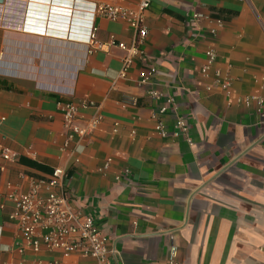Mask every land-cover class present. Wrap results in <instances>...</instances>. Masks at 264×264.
<instances>
[{
  "label": "crops",
  "instance_id": "obj_1",
  "mask_svg": "<svg viewBox=\"0 0 264 264\" xmlns=\"http://www.w3.org/2000/svg\"><path fill=\"white\" fill-rule=\"evenodd\" d=\"M42 2L76 10L118 0ZM194 12L223 25L212 34ZM28 17V0L0 1V143L15 155L0 160V191L26 190L23 174L46 179L63 168L70 204L108 237L111 264H167L172 246L177 264H264V0H151L142 54L124 75V50L83 43L72 27L65 36L30 27ZM59 18L53 25L71 24L70 11ZM94 23L101 43L134 38L122 21ZM208 48L215 60L202 74ZM141 72L152 73L148 82ZM248 96L262 98L260 111L244 104ZM167 97L174 105L159 114ZM65 101L79 104V126L98 118L67 142ZM176 117L187 136L173 133ZM11 210L0 208V264H95L59 249L20 253Z\"/></svg>",
  "mask_w": 264,
  "mask_h": 264
},
{
  "label": "built area",
  "instance_id": "obj_2",
  "mask_svg": "<svg viewBox=\"0 0 264 264\" xmlns=\"http://www.w3.org/2000/svg\"><path fill=\"white\" fill-rule=\"evenodd\" d=\"M150 2L151 0H135L134 6L126 5V0H118L117 3H91L84 10L87 17L83 27L86 30L83 31V36L78 38L79 41L92 43L97 48L117 46L124 50L125 55L121 60L119 71L120 75H124L132 59L140 57L142 54L140 44L147 36L145 17ZM97 16L111 21H122L129 25L134 30L132 42L129 45L124 42L116 43L113 36L105 43L97 41V26L94 23ZM191 16L193 19L204 18L212 22L213 26L210 28L212 34L216 32L217 27L223 25L221 17H212L200 12H194ZM214 60L215 51L208 48L205 51V63L201 67L202 74L207 73ZM151 74V72H141L140 82H148ZM149 94L154 98H159L161 95L154 90L149 91ZM252 102L257 111H260L263 105L262 98L257 96L245 97V105H250ZM169 105H174L173 97H167L164 103L159 106V114L165 113ZM78 107L79 104L72 101L60 103L63 125L68 129L66 142L73 139L75 135L78 138L87 135L98 121V118H93L86 125L79 126L76 123ZM155 128L162 136L167 134L162 121H158ZM187 131L188 128L184 119L176 117L173 133H181L187 136ZM187 141L191 143L189 137H187ZM0 160L3 162L15 160L13 152L1 143ZM107 162L100 169L105 168ZM3 169L4 164L0 163V170ZM64 176L65 170L61 167L53 168L46 179L33 178L23 174L21 178L27 184L26 190L0 191V208H3L7 202L12 205V210L8 216L19 229L18 251L22 253L26 248L33 252H38L42 248L59 249L66 254L75 252L89 255L95 259V264H111L110 253L115 252V250L108 248V237L98 229L94 219L71 206L63 185ZM175 257V247L172 246L169 248L167 264H177ZM17 264H23V261L19 260Z\"/></svg>",
  "mask_w": 264,
  "mask_h": 264
},
{
  "label": "bare ground",
  "instance_id": "obj_3",
  "mask_svg": "<svg viewBox=\"0 0 264 264\" xmlns=\"http://www.w3.org/2000/svg\"><path fill=\"white\" fill-rule=\"evenodd\" d=\"M42 1L41 0H28L29 17L26 22L27 25L31 27L33 23L38 24V22L39 23L41 22L40 24H38V26L42 27L46 25L45 27H48V30H50L49 31L50 33L57 34V35L61 33L64 36L69 34V28L72 27L70 35L73 38L74 36H77L78 38L83 36L82 34L83 30L81 26L85 24L86 22L85 18L87 17V14L84 12L85 8L79 7V9H76V10H74L73 8H71L70 10H67L68 8L65 9L64 7H61V8L57 7V8L52 9V6L48 2L46 4ZM67 11H70V15L72 18L71 24H68L66 26H64L63 24L62 26L58 24L53 25L52 20L53 19L55 21L62 20L60 18L58 19V17H60L61 14H67ZM53 12H56L57 14H54V15L51 14ZM74 12H76L77 14L73 15ZM53 16H56V17L52 18ZM41 17L43 19L45 18V20H42Z\"/></svg>",
  "mask_w": 264,
  "mask_h": 264
},
{
  "label": "rangeland",
  "instance_id": "obj_4",
  "mask_svg": "<svg viewBox=\"0 0 264 264\" xmlns=\"http://www.w3.org/2000/svg\"><path fill=\"white\" fill-rule=\"evenodd\" d=\"M14 1H16V0H14Z\"/></svg>",
  "mask_w": 264,
  "mask_h": 264
},
{
  "label": "water",
  "instance_id": "obj_5",
  "mask_svg": "<svg viewBox=\"0 0 264 264\" xmlns=\"http://www.w3.org/2000/svg\"><path fill=\"white\" fill-rule=\"evenodd\" d=\"M1 1V0H0Z\"/></svg>",
  "mask_w": 264,
  "mask_h": 264
}]
</instances>
